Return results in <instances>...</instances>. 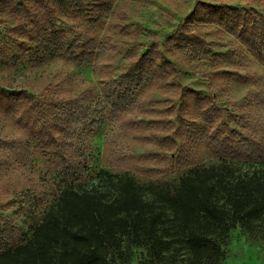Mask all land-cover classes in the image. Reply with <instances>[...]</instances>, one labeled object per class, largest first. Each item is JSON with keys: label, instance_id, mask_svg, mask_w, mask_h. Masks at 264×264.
Segmentation results:
<instances>
[{"label": "rangeland", "instance_id": "obj_1", "mask_svg": "<svg viewBox=\"0 0 264 264\" xmlns=\"http://www.w3.org/2000/svg\"><path fill=\"white\" fill-rule=\"evenodd\" d=\"M66 1L75 4L0 0V230L8 225L29 239L68 183L111 201L117 183L131 180L143 200L151 201L194 168L224 163L241 172L264 171V161L249 157L246 146L264 137L255 127L264 125V54L252 58L235 40L243 27L264 19V0H80L81 11L68 17L60 15ZM47 20L49 31L62 30L56 36L67 45L79 39L81 47L80 35L89 31L101 43L91 61L77 66L41 54L39 62L50 35L42 33ZM191 38L198 47L189 46ZM154 43L159 53L151 64L153 81L112 108L106 74L117 79ZM20 46L30 51L16 54ZM242 54L249 62H238ZM204 71L210 81L200 78ZM247 73L252 80L245 79ZM184 89L199 99L211 96L216 113H204ZM73 100L90 107L91 119L71 126L68 137L62 129ZM64 155L83 162L80 175H63ZM161 239L166 244L154 247L122 237L108 263L189 264L187 247ZM13 245L0 234V251ZM221 248L217 264H264L263 228L238 226Z\"/></svg>", "mask_w": 264, "mask_h": 264}, {"label": "trees", "instance_id": "obj_2", "mask_svg": "<svg viewBox=\"0 0 264 264\" xmlns=\"http://www.w3.org/2000/svg\"><path fill=\"white\" fill-rule=\"evenodd\" d=\"M79 1L75 0V4L67 1L60 4V15L68 17L71 11L79 13ZM47 21L42 33L50 35L40 50L42 52L39 51L36 56L39 62H42L39 58L42 54L43 59L53 57L65 63L83 66L91 61L93 52L99 50L101 43H97L96 38L91 39L89 31L80 35L84 38L81 47L76 46L81 42L79 39L67 45L62 37L60 39L56 36L62 30L49 31L53 25L50 20ZM189 40V46H199L198 39ZM235 40L240 44L241 51L252 58L261 59L264 54V19L258 25L253 22L243 27L240 34L235 35ZM33 44L37 45V42ZM49 48L50 51L45 54L44 50ZM78 48L81 52L75 55ZM29 51L20 46L16 54ZM158 53L154 43L136 63H130L126 72L117 79H111L106 74L104 85L110 90L112 103L109 105L112 108H119L146 81H153L149 79L151 64L158 59ZM237 57L238 62H249L244 54ZM24 59L22 57L21 61ZM202 59V56H198V60ZM166 72L163 69L161 74L167 75ZM211 77L205 71L200 73V78L206 81H210ZM252 78L251 74L245 75L247 80ZM184 92L200 103L204 113H216L211 109V96L199 99L187 89ZM76 102L73 100L69 122L62 129L68 137L74 133L71 126L85 125L91 119L90 107H80ZM233 120L241 122L240 119ZM255 127L261 135L264 125L256 122ZM259 142H264L263 135L258 142L246 141L250 146L246 145L250 154L248 156L264 161V147ZM63 162V175L68 180L83 172V162L65 155ZM68 185L57 196L55 209L35 226L29 239L26 240L24 233L8 225L0 230L1 236L9 244H14L0 251V264H109L107 257L120 247L122 237H127L135 245L150 242L151 246L158 247L166 244L161 235L169 238L167 242L182 243L187 247L191 253L189 264H217L223 255L221 247L224 239L236 227L249 230L263 228L264 238L263 170L241 172L224 163L194 168L179 179L173 190L158 192L151 201L143 200L131 180L117 183V194L111 201L95 190H75ZM164 208L171 217L164 214Z\"/></svg>", "mask_w": 264, "mask_h": 264}]
</instances>
